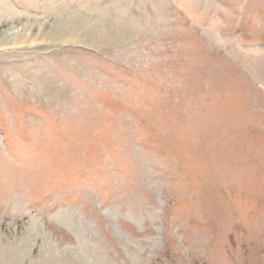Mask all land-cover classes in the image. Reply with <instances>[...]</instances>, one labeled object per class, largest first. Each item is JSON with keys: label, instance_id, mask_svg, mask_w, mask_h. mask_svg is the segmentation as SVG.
<instances>
[{"label": "rangeland", "instance_id": "obj_1", "mask_svg": "<svg viewBox=\"0 0 264 264\" xmlns=\"http://www.w3.org/2000/svg\"><path fill=\"white\" fill-rule=\"evenodd\" d=\"M0 264H264V0H0Z\"/></svg>", "mask_w": 264, "mask_h": 264}, {"label": "bare ground", "instance_id": "obj_2", "mask_svg": "<svg viewBox=\"0 0 264 264\" xmlns=\"http://www.w3.org/2000/svg\"><path fill=\"white\" fill-rule=\"evenodd\" d=\"M10 36V35H9ZM6 38V37H5Z\"/></svg>", "mask_w": 264, "mask_h": 264}]
</instances>
